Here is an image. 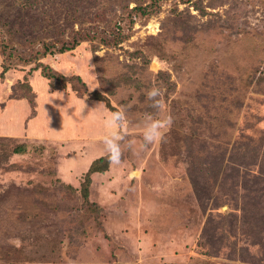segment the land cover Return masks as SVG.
<instances>
[{"label":"rangeland","instance_id":"1","mask_svg":"<svg viewBox=\"0 0 264 264\" xmlns=\"http://www.w3.org/2000/svg\"><path fill=\"white\" fill-rule=\"evenodd\" d=\"M0 264H264V0H0Z\"/></svg>","mask_w":264,"mask_h":264},{"label":"clouds","instance_id":"2","mask_svg":"<svg viewBox=\"0 0 264 264\" xmlns=\"http://www.w3.org/2000/svg\"><path fill=\"white\" fill-rule=\"evenodd\" d=\"M161 95V90L156 87L152 86L145 90V97L146 100L152 105L153 108L159 110L160 102L159 97ZM117 122H119L118 116L116 117ZM164 122L155 116H153L150 120H147L143 127L145 128V132L142 135V141L145 146L151 144L156 140L157 137L162 135V129L164 127ZM105 151L109 154V159L113 160L114 162H118V157L114 156L113 148H119L120 143L116 141L115 136H111L104 141Z\"/></svg>","mask_w":264,"mask_h":264},{"label":"trees","instance_id":"3","mask_svg":"<svg viewBox=\"0 0 264 264\" xmlns=\"http://www.w3.org/2000/svg\"><path fill=\"white\" fill-rule=\"evenodd\" d=\"M64 52V51H62ZM49 69V73H46L45 70L43 69V75L44 77L48 78V79H51V78H55L56 75L54 73H52V69L48 68ZM9 69L7 67H3V71H2V74H1V77L4 78L6 72H8ZM96 100H99V101H104L98 97H96ZM30 100V99H29ZM31 101V100H30ZM33 103V101H32ZM107 107L112 111V112H115L114 108L108 103L106 104ZM27 151V145L26 144H22V145H19L17 147L14 148L13 150V153L14 154H17V155H21V154H24L26 153ZM112 160L109 159V155H106L104 157H100V158H97L96 160H94L88 170V172L86 173L85 175V179H84V183H83V198L85 200L88 201V198H89V186L91 184V175L94 174V173H105L109 170V166L111 164Z\"/></svg>","mask_w":264,"mask_h":264}]
</instances>
